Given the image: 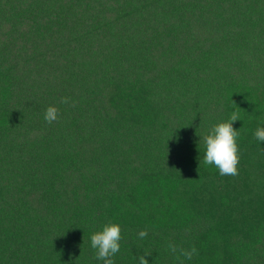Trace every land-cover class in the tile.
Instances as JSON below:
<instances>
[{
	"label": "trees",
	"instance_id": "trees-1",
	"mask_svg": "<svg viewBox=\"0 0 264 264\" xmlns=\"http://www.w3.org/2000/svg\"><path fill=\"white\" fill-rule=\"evenodd\" d=\"M234 110L222 176L203 136ZM258 126L264 0H0V264H103L109 221L114 264H264Z\"/></svg>",
	"mask_w": 264,
	"mask_h": 264
},
{
	"label": "clouds",
	"instance_id": "clouds-1",
	"mask_svg": "<svg viewBox=\"0 0 264 264\" xmlns=\"http://www.w3.org/2000/svg\"><path fill=\"white\" fill-rule=\"evenodd\" d=\"M68 97H61L60 103H69ZM59 117V109L49 106L44 112V120L51 124ZM241 120L238 111H232L228 120L213 125L207 134L203 136L205 153L203 164L205 166L214 165L219 174L236 176L238 175L237 165L239 163V147L237 144L238 130L233 128V122ZM254 137L260 142H264V127L258 126L254 132ZM148 234L147 229L138 233L139 238L143 239ZM121 240V228L118 223L107 222L103 225L101 231L94 232L90 237L91 247L96 250L95 258L102 260L103 264H114L112 256L120 250L119 241ZM168 248L171 252H177V246L169 243ZM180 255L191 260L193 255L198 254L197 249L193 246L191 250L179 249ZM147 255H141L138 260L139 264H149L145 259Z\"/></svg>",
	"mask_w": 264,
	"mask_h": 264
}]
</instances>
